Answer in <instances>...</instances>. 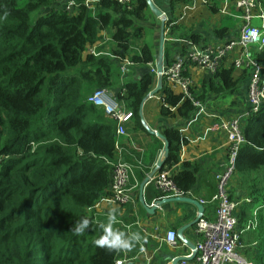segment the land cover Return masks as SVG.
I'll return each mask as SVG.
<instances>
[{
  "label": "trees",
  "instance_id": "1",
  "mask_svg": "<svg viewBox=\"0 0 264 264\" xmlns=\"http://www.w3.org/2000/svg\"><path fill=\"white\" fill-rule=\"evenodd\" d=\"M74 1L79 6L66 11L65 0H0V264H115L117 250L97 243L103 225L87 215L109 193L115 121L88 97L118 82L120 61L153 64L156 50L144 42L145 0H96L92 9L85 7L86 0ZM208 4L217 12L218 0ZM227 20L218 35L228 34L229 26L237 28L232 16ZM104 33L109 43L98 46ZM95 45L102 53L87 52ZM168 59L164 45V62ZM254 59L264 65V48ZM247 78V70L236 75L232 67L223 68L201 93L190 88L191 96L203 104L210 94L237 92ZM154 84V74L147 72L126 81L117 95L132 112L126 125L146 134L138 111ZM157 94L162 117L176 113L188 120L197 110L165 80ZM241 128L246 142L235 171L251 198L247 204L259 211L264 208V104ZM164 135L169 149L159 172L179 160L185 142L176 128H167ZM185 165L173 180L187 195L197 178L196 167ZM248 212L241 210L242 220ZM81 218H88L90 227L76 235Z\"/></svg>",
  "mask_w": 264,
  "mask_h": 264
},
{
  "label": "crops",
  "instance_id": "2",
  "mask_svg": "<svg viewBox=\"0 0 264 264\" xmlns=\"http://www.w3.org/2000/svg\"><path fill=\"white\" fill-rule=\"evenodd\" d=\"M153 1L165 12L169 20L165 34V45L169 49V63L180 58L185 51L191 48L220 44L235 32V29L232 30V26L227 28L230 31L226 35L221 36L216 32L223 26L229 25L230 21L227 20L229 14L224 12V8L233 4V0H218L217 12H212L209 8L210 4L208 3H211L212 0H177L173 3L168 0ZM74 13L77 12L74 11ZM147 19L152 20L153 18L147 15L146 11L144 21ZM155 22L152 23V31L149 26L150 43L148 45L153 52L156 50L157 54L158 37L156 38ZM255 52L253 49L252 54ZM169 63L164 62V65ZM145 65L149 67L146 71H139L140 65L133 64L131 70L129 67L128 72L124 75L119 72V85L126 82L123 81L126 74L130 75L128 80L132 81L138 79L142 74L150 72V64ZM184 72L192 82L191 88L197 93H201L203 85L212 78L205 69L195 65H187ZM235 72L236 75L242 73L241 71ZM154 77L153 87L157 81V76L154 75ZM169 86L175 93H180L178 87ZM119 88L108 89L112 100L117 97ZM160 105V94H156L144 102L142 112L148 126L163 135L167 128H176L185 139V142L180 146L179 160L167 169H170L174 175L186 169V163H189L191 169L196 167V184L187 196L204 200L205 203L202 204L204 207L203 216L213 219L214 204L210 200L216 189L215 175L225 167L228 161L226 134L216 124L224 119L239 117L247 111L249 108L247 79L243 80L237 92L219 97L210 94L202 105L205 113L198 109L197 112L195 111L196 114L194 113L188 120H183L176 114L175 108H172L175 113L173 116L162 117L159 112ZM244 121V118L241 119L242 126ZM126 129V135L116 136L117 142L112 165L117 162H126L130 165L128 188L132 199L125 205H119L108 193L87 210V215L92 216L96 222H100L105 227L109 222V211L116 208V221L113 228L128 236H131L132 233H139L140 240L131 250L116 251L115 261H121V264H172L176 255H187L191 251L181 241H178L174 246L169 245L165 240V233L168 230H174L177 233L182 226L193 222L198 214L197 208L191 203L170 201L158 206L153 213L146 211L139 199L142 183V197L147 206L154 204L158 199L173 197L171 192L161 194L157 189L155 181L159 170L149 177L162 154L164 141L149 133L145 128L148 134L133 128V125H126ZM147 177L149 178L145 181ZM227 190L231 199L240 202L238 213L241 223V210L246 208L248 203L245 199L251 200V198L246 196V192L240 187V179L236 171L230 178ZM250 216L249 213V218ZM194 225L186 228L183 234L188 241L196 244L200 236L195 234ZM250 234L248 231L243 233L241 242L253 246L257 242L248 241ZM245 255L248 260H252L256 255L255 250L254 254L252 250H247Z\"/></svg>",
  "mask_w": 264,
  "mask_h": 264
},
{
  "label": "built area",
  "instance_id": "3",
  "mask_svg": "<svg viewBox=\"0 0 264 264\" xmlns=\"http://www.w3.org/2000/svg\"><path fill=\"white\" fill-rule=\"evenodd\" d=\"M96 0H86L85 7L92 9ZM120 3H128L129 0H117ZM74 0H65V10L73 11L77 7ZM238 21L234 34L217 45L191 48L185 51L182 56L169 64L164 65L163 79L169 85L178 87L180 93L192 100L193 105L203 110V104L194 100L191 96V81L185 75L187 65H195L205 69L211 77L223 68H233L242 73L247 70V99L249 108L239 117H233L219 121L216 125L225 132L228 142V161L225 167L219 170L216 175V189L210 202L214 204V218L208 219L203 215L194 225L195 234L200 239L195 244L196 255L190 261H182L178 264H254L238 252L241 246V238L246 231L254 230L257 226L258 207L250 213L246 222L239 221L238 212L240 202L230 198L227 187L230 178L235 173V160L238 151L245 138L242 131L241 119H247L251 114L260 110L264 104V65L254 59L253 49L259 51L264 48V5L261 0H233V4L224 8ZM257 19V22H255ZM109 35L103 34V40L98 44L107 43ZM104 43V44H105ZM97 46H91L87 52L93 55L100 54ZM133 63L124 59L118 64L121 75L128 72ZM150 64V72L156 75L155 65ZM121 93L125 88H122ZM108 89L99 88L89 95L88 100L94 105L102 107L115 121L116 136L126 135V123L132 118V112L124 107V104L111 99ZM196 111V112H197ZM195 112V114H196ZM205 113V109L203 110ZM130 165L126 162H117L112 167L111 183L109 194L119 205H125L132 199L128 188V172ZM155 185L161 194L171 192L173 196L184 195L173 180L170 169L158 173ZM249 202V199H245ZM201 204L205 203L200 199ZM165 240L169 245H176L179 241L174 230L165 233ZM191 252L187 254L190 256ZM115 261V264H121Z\"/></svg>",
  "mask_w": 264,
  "mask_h": 264
},
{
  "label": "water",
  "instance_id": "4",
  "mask_svg": "<svg viewBox=\"0 0 264 264\" xmlns=\"http://www.w3.org/2000/svg\"><path fill=\"white\" fill-rule=\"evenodd\" d=\"M146 4L148 6V9L151 13H153V15H155L158 19H159V33H158V46H157V54H156V58L154 60V65L156 68V76H157V81H156V85L153 89H151L143 98L138 114L140 117V121L141 124L143 125V127L151 134L156 135L158 137H160L163 141H164V147L162 150V154L160 156V158L158 159L155 168L153 169V171L151 172V174L149 175L152 176L157 170L160 169V167L164 164L165 159L167 157L168 154V149H169V142L167 140V138L161 134L160 132H157L153 129H151L148 124L146 123L144 116H143V112H142V106L144 104V102L156 95L163 86L164 83V79H163V68H164V45H165V34H166V22H167V16L165 14V12L163 10H161L156 3L153 0H145ZM99 89V88H98ZM147 177L145 179V181L148 180ZM142 187H143V183L140 186V195H139V199L141 201V203L143 204L144 208L146 209L147 212L149 213H153L156 208L160 205H162L163 203L166 202H170V201H180V202H187V203H191L193 204L198 211L197 217L196 219L189 223L186 224L184 226H182L178 232H177V237L179 239V241H181L182 243H184L189 250L191 251V255L187 256V255H176L173 258L172 264H178L179 262L182 261H190L195 255H196V248H195V244L188 241L185 237H184V231L186 228L190 227L192 224H195L197 222V220L203 215L204 213V207L203 205L199 202V200L192 198V197H188V196H173V197H167V198H163V199H158L155 201L154 204L147 206L144 201H143V197H142Z\"/></svg>",
  "mask_w": 264,
  "mask_h": 264
},
{
  "label": "rangeland",
  "instance_id": "5",
  "mask_svg": "<svg viewBox=\"0 0 264 264\" xmlns=\"http://www.w3.org/2000/svg\"><path fill=\"white\" fill-rule=\"evenodd\" d=\"M149 10H147V15H149L150 17H152L153 19H147V20H143L142 24L144 26V29H145V36H144V42L146 44H149L150 43V40H149V26H150V30L152 31V23L155 22V32H156V38L158 37V33H159V19L153 15V13H151ZM229 17V16H228ZM155 19V20H154ZM235 19V18H234ZM235 23L236 25L238 24V21L235 19ZM257 22V21H255ZM140 65V68L138 69L139 71H146L147 69H149V67H147V65L145 64H139ZM128 79H130V75H125L124 76V80L123 81H127ZM119 82H116L114 84V86L112 88H116L118 87L119 88ZM259 205V204H257ZM256 206V205H254ZM250 207L248 204L246 206V209H249V212L251 213L252 210H254L256 207ZM248 212V213H249ZM249 218V214L247 215L245 221L241 219V222H246L247 219ZM250 232L251 234L248 235V241L251 240V241H254V242H257L255 244H253V246H250V245H245L244 243L241 242V246L238 248V252L243 255L245 258H246V251L247 250H252V253L254 254V250H255V254L254 255V259L250 260L251 262H253L254 264H264V259L261 260V258L263 257L262 253L264 252L263 249H264V245H263V241H264V208L260 209L259 211H257V226L254 230H250L248 231ZM243 245V247H242ZM240 248H243V249H240ZM254 249V250H253ZM245 250V251H244ZM245 252V253H244ZM249 252V251H248Z\"/></svg>",
  "mask_w": 264,
  "mask_h": 264
},
{
  "label": "clouds",
  "instance_id": "6",
  "mask_svg": "<svg viewBox=\"0 0 264 264\" xmlns=\"http://www.w3.org/2000/svg\"><path fill=\"white\" fill-rule=\"evenodd\" d=\"M116 212V208H112L109 211V222L107 225H105L102 238L98 240L97 243L99 246L106 247L108 249L131 250L135 243L140 240V235L139 233H132L131 236H128L124 232L114 229L113 224L116 221ZM89 227V219L81 218L75 223L74 234L84 235Z\"/></svg>",
  "mask_w": 264,
  "mask_h": 264
},
{
  "label": "bare ground",
  "instance_id": "7",
  "mask_svg": "<svg viewBox=\"0 0 264 264\" xmlns=\"http://www.w3.org/2000/svg\"><path fill=\"white\" fill-rule=\"evenodd\" d=\"M167 21H168V20H167ZM166 23H167V22H166ZM165 29H166V28H165ZM165 31H166V30H165ZM165 160H166V159H165ZM164 163H165V162H164ZM163 165H164V164H163ZM163 165H162V166H163ZM162 166H161V167H162ZM161 167H160V168H161Z\"/></svg>",
  "mask_w": 264,
  "mask_h": 264
}]
</instances>
